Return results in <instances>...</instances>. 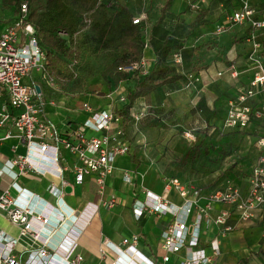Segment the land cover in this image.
<instances>
[{
  "label": "crops",
  "instance_id": "1",
  "mask_svg": "<svg viewBox=\"0 0 264 264\" xmlns=\"http://www.w3.org/2000/svg\"><path fill=\"white\" fill-rule=\"evenodd\" d=\"M120 1L131 8L135 18L143 16L145 22L146 46L139 73L144 75L153 69L156 49L167 44L171 47V59L175 54L181 56L180 71L185 76L135 101L131 119L120 124L124 137L130 143V151L116 156L115 168L108 177L104 193L99 192L93 174H86L81 184L75 182L73 167L80 160L61 144L64 158L59 162L61 167L66 165L68 169L62 177H57L32 170L21 172L12 164V159L26 152L25 145L15 136L1 140L0 195L7 189L16 195L11 185L17 181L32 194V198L35 196L33 205L43 210L38 212L40 215L45 211L49 222L47 225L34 223L38 234L31 230L23 233L20 226L0 212V232L4 231L17 240L14 253L23 261L31 252L41 248L53 253L62 235L72 227L81 231L76 250L83 257L80 264H182L190 261L193 251L198 249H205V253L211 256L210 244L214 239L220 242V252L206 264H264V206L254 209L248 219H242L234 205L211 202L210 195L225 185L223 177L226 173L211 179L208 174L196 171L198 161L190 155V147L194 143L187 142L193 141L196 133L204 132V138L207 136L206 139L213 144L221 143L220 131H223L228 101L247 90L255 75L264 70V30L254 32L249 23H244L231 26L221 35L215 32L218 25L227 23V15L239 9L244 0ZM248 1L255 17L264 19V0ZM13 21L12 13L8 20L0 23V33ZM253 33H256L255 39H252ZM189 73L199 77L192 86H187ZM40 75L33 71L25 82L38 86L43 93L46 101L43 118L54 124L59 135L74 141L76 139L70 135L72 130L88 116L83 107L85 102L94 110L115 108L122 103L120 97L125 96L127 89L135 84L132 75L120 81L118 87L95 75L80 83H65V86L85 87L69 89L62 95L53 91H62V82L51 85ZM263 98L264 94L260 92L249 98L248 103L257 105ZM3 101L7 102L8 98H0V105ZM11 127L12 123L8 122L0 129V137ZM233 131L240 130H227ZM212 132H215L214 136ZM101 134L91 129L87 131L88 137ZM233 139L236 144L237 136ZM15 145L18 147L14 149ZM226 149V146H206L204 152L207 153L204 154H223ZM235 153L239 154V150ZM259 153L256 146L250 151L249 158L236 162L234 173L230 174L244 193L248 187L247 176ZM171 178H178L190 190L187 197L175 187L166 193V183ZM54 187L60 193L55 194L52 191ZM149 193L166 196L168 202L178 208L177 213L161 214L146 210L138 217L135 203L145 201ZM111 195L117 199L113 208L100 206L97 215L86 226L83 221L74 223L72 213L75 210H81L89 202L100 203ZM186 205L191 207L189 214L186 213ZM223 210L229 211L227 222L233 226L225 233L224 226L216 222ZM201 211H204V216L198 244L192 245L196 220ZM175 222H185L188 229L182 247L171 251L164 247V240ZM133 236L138 237L135 247L140 253L137 254L124 244L125 238ZM2 250L3 243L0 244V252ZM61 261L59 256H52L47 263L59 264Z\"/></svg>",
  "mask_w": 264,
  "mask_h": 264
},
{
  "label": "built area",
  "instance_id": "2",
  "mask_svg": "<svg viewBox=\"0 0 264 264\" xmlns=\"http://www.w3.org/2000/svg\"><path fill=\"white\" fill-rule=\"evenodd\" d=\"M96 1L98 4H103L108 0ZM21 12L20 17L6 26L0 33V98H8L7 102L3 101L0 105V129L8 122L12 123V127L8 129L4 136L0 137V141L15 136L19 138L20 143L25 145L26 152L18 154L12 159V164L18 166L21 172L25 173L32 170L40 174L49 173L57 177H62L63 172L68 169L66 165L61 167L59 162L61 158H64L60 150L59 144H61L80 160L73 167L75 182L81 184L86 174H93L99 185V192L104 193L108 177L115 168L116 156L130 151V143L124 137L125 134L120 125L123 118L115 112L114 108L94 110L88 102H85L83 107L88 112V116L70 134L76 141L70 137L59 135L54 124L43 118L46 101L40 88L25 82V79L33 71H36L41 74L46 82L54 85V80L47 78L45 73V65L48 59L34 35V26L24 21L27 13L26 4L22 5ZM141 20H143V16L134 18L135 23ZM226 21V24H220L216 27L215 32L217 34H224L231 26L244 23H249L254 32L264 30V19L255 17L254 10L248 0H244L239 9L228 14ZM255 34H252V39H255ZM254 45L258 46L256 43ZM173 61L176 64H181V56L175 54ZM142 65V59L140 61H130L122 65L120 70L133 73L139 70ZM197 81H199L198 76L193 73L188 74L187 86H192ZM50 87L57 88L56 86ZM260 92L264 94L263 69L255 75L251 86L247 90L235 99L228 101V111L224 119L223 129H245L253 122H263L264 98L257 105L248 103L249 98ZM120 99L123 101L125 96H121ZM136 119H138V116ZM89 129L102 134L88 137L87 131ZM187 136H190V134L187 133ZM17 147L18 145H15L14 149ZM257 147L260 153L247 176V191L242 192L233 180L228 179L223 188L215 190L209 197L211 202L234 205L240 212L242 219H248L254 209L264 206V136L258 138ZM11 186L17 194L12 195L7 189L0 195V212H4L13 224L20 226L23 233L29 230L35 232V222L47 225L49 218L45 216V211L40 215L39 213L43 210H39L37 206L33 205L34 201L32 200L35 196L32 198V194H29L17 181L13 182ZM172 187L179 190L183 196L187 197L189 195L190 190L178 178H171L167 181L166 193ZM52 191L55 194L60 193V190L55 187ZM194 193L198 194V191L194 190ZM148 195L145 201L135 203L134 209L138 217L146 210L161 214L177 213L178 208L168 202L166 196H157L152 193ZM116 201V196L111 195L108 199H102L100 203L89 202L81 210H72L74 211L72 213L74 223L83 221L86 226L97 215L100 206L113 208ZM185 210L189 214L191 211L190 205H186ZM203 212L201 211L198 214L191 240L192 245L198 244ZM229 217V211L223 210L216 219L217 223L224 226V233L233 229V226L227 222ZM187 229L185 222H175L171 225L164 240V247L171 251L179 250L186 241L185 232ZM80 232L71 227L67 234L62 235L53 253H50L46 248H41L36 252H31L27 259L23 261L17 259L14 253L17 240L2 231L0 232V244H4V250L0 252V264H49L50 262L47 263V261L52 256H59L62 259L59 264H80L83 257L76 252ZM137 242V236L124 239V244H128L127 249H133L134 254L140 253L135 247ZM210 246L213 250L211 256L205 253V249H198L193 251L190 261L182 264H206L211 261L220 252L219 240L214 239ZM165 259L168 260L169 257L166 256Z\"/></svg>",
  "mask_w": 264,
  "mask_h": 264
},
{
  "label": "trees",
  "instance_id": "3",
  "mask_svg": "<svg viewBox=\"0 0 264 264\" xmlns=\"http://www.w3.org/2000/svg\"><path fill=\"white\" fill-rule=\"evenodd\" d=\"M2 3L12 11L14 21L22 14V5H27L24 21L34 26V35L46 53L47 78L62 82V91H53L63 95L69 89L84 88L65 83H80L95 75L118 87L120 81L132 75L134 86L127 89L121 105L114 108L123 123L131 119V109L139 97L185 76L180 71L181 65L170 58L171 47L167 44L156 49V60L149 73L120 70L126 62L140 61L146 46L145 22L135 23L134 12L120 0L103 4L96 0H2ZM223 179L225 184L228 179L235 182L228 173Z\"/></svg>",
  "mask_w": 264,
  "mask_h": 264
},
{
  "label": "rangeland",
  "instance_id": "4",
  "mask_svg": "<svg viewBox=\"0 0 264 264\" xmlns=\"http://www.w3.org/2000/svg\"><path fill=\"white\" fill-rule=\"evenodd\" d=\"M11 14L12 11L5 9L2 0H0V23L8 20ZM263 123L253 124L252 126L249 125L250 128L245 129L244 132H227L226 129H223V131H220V136H222H219L220 144H213L211 140L206 139L207 136L204 138V132H198L199 134L196 133V135L198 134L197 138L196 135H194L193 141H187L190 144L191 142L194 143L190 147L192 150L190 155L193 156L194 160L198 161L195 170L204 175L208 174V177L211 179L215 178V176H218L220 173H234L233 168L236 165V162L247 157L249 158L250 151L256 149L258 138L264 136ZM212 135L214 136L215 132H212ZM235 136L238 138L236 144L233 143L235 142V139H233ZM230 140L232 141L231 143H229ZM206 146H219L221 148L226 146L227 149L223 150L225 151L223 154H204L207 153L204 152ZM200 148H202L203 151H200ZM236 150H239V154L235 153ZM208 158H211L212 161L211 159L207 161ZM202 171L204 172L202 173Z\"/></svg>",
  "mask_w": 264,
  "mask_h": 264
},
{
  "label": "water",
  "instance_id": "5",
  "mask_svg": "<svg viewBox=\"0 0 264 264\" xmlns=\"http://www.w3.org/2000/svg\"><path fill=\"white\" fill-rule=\"evenodd\" d=\"M68 189L70 190V187Z\"/></svg>",
  "mask_w": 264,
  "mask_h": 264
}]
</instances>
